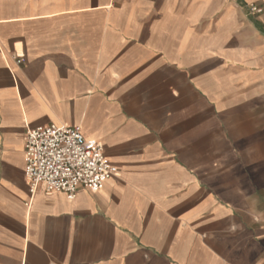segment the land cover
<instances>
[{"label": "crops", "instance_id": "crops-1", "mask_svg": "<svg viewBox=\"0 0 264 264\" xmlns=\"http://www.w3.org/2000/svg\"><path fill=\"white\" fill-rule=\"evenodd\" d=\"M251 3L0 0V264H264ZM47 123L99 142L115 175L31 196L25 131Z\"/></svg>", "mask_w": 264, "mask_h": 264}, {"label": "built area", "instance_id": "built-area-1", "mask_svg": "<svg viewBox=\"0 0 264 264\" xmlns=\"http://www.w3.org/2000/svg\"><path fill=\"white\" fill-rule=\"evenodd\" d=\"M248 9L258 14L264 4L251 3ZM24 162L31 196L43 185L49 192H63L74 198L79 187L96 191L115 175V167L99 142L87 139L78 127L63 124L27 127Z\"/></svg>", "mask_w": 264, "mask_h": 264}, {"label": "bare ground", "instance_id": "bare-ground-1", "mask_svg": "<svg viewBox=\"0 0 264 264\" xmlns=\"http://www.w3.org/2000/svg\"><path fill=\"white\" fill-rule=\"evenodd\" d=\"M131 94H132V93H131ZM128 96H129V94H128ZM175 112H176V111H175ZM172 113H173V112H172ZM172 113H171V114H172ZM171 114H170V116H171ZM177 114H178V113H177ZM179 114H180V113H179ZM224 114H226V113H224ZM173 115H174V114H172V116H173ZM177 116H178V115H175V118L173 117L172 120L176 119ZM222 116L224 117V115H220V117H222ZM170 120H171V119H170ZM174 121H175V120H174ZM177 121H178V120H177ZM175 123H176V121H175ZM223 127H224V126H223ZM226 131H227V130H226ZM226 133H227V132H226ZM225 136H226V135H225ZM241 137H242V136H241ZM241 137H240V138H241ZM238 141H239V140L235 141V143L238 142ZM221 145H222V144H221Z\"/></svg>", "mask_w": 264, "mask_h": 264}]
</instances>
